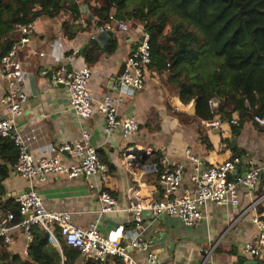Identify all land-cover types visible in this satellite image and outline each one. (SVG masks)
Wrapping results in <instances>:
<instances>
[{
  "label": "crops",
  "instance_id": "0c3cea01",
  "mask_svg": "<svg viewBox=\"0 0 264 264\" xmlns=\"http://www.w3.org/2000/svg\"><path fill=\"white\" fill-rule=\"evenodd\" d=\"M75 2L79 4V11L71 10L72 4L68 0V5L60 12L39 15L35 20L32 42L18 50L17 58L29 76V97L16 124L22 132L33 129L39 133L40 139L31 144L37 157L52 156L62 144L78 140L84 131H90L91 143L98 147L99 157L108 168L89 178H71L54 172L47 174L45 180L37 185L46 207L72 212L73 224L82 228H87L99 218V230L105 235L122 225L124 243L130 240L132 233L142 230L143 239L158 254L157 264H200L204 259L201 248L210 250L212 246L215 248L208 260L211 264H264V248L257 256L245 251L246 243L259 233L252 221L257 209L252 204L262 196H259V190L264 188L262 176L256 189L239 188L238 206L209 202L203 207L204 216L196 225L188 226L176 216L166 213L155 216L151 210H145L142 212V229L139 228L134 212L128 209L131 201L137 199L135 190L140 189L138 196L143 200L164 196L158 174L147 170V166L158 163L156 158L164 161L169 168H174L178 163L186 165L179 193L193 196L195 184L190 174V153L199 155L206 164H219L234 155L233 147L227 140L235 138V146L243 150V154L253 156L256 167H263L264 128L250 122L245 124L241 133L233 136L229 122L216 115L214 119L222 122L221 128L201 121L208 127L205 132L213 144L212 148H207L199 133L200 124L193 119L194 101L184 104L178 90L169 82V73L150 69L145 88L127 94L119 107L120 116L137 118L140 131L129 137L124 135L122 128L106 134V118L98 108L99 101L108 94L118 93L125 60L142 34L137 28L139 24L130 23V31L114 30L113 38L106 44H93L89 41L101 28L94 24L89 5L82 0ZM61 5L64 3L61 2ZM113 40L116 47L108 52L106 48ZM93 45L99 46L101 53L96 61L88 62L85 55ZM40 52L45 55L41 56ZM59 65L92 68L89 87L96 101L89 118H80L72 109L65 85H55L41 73L44 68L52 69ZM1 85L0 96L8 87V80L0 77ZM2 114L3 108L0 106V116ZM62 156L68 163L74 161L65 154ZM244 171L246 167H240L237 173H232L233 179ZM4 184V200L13 198L16 203L17 197L29 188L26 180L13 168ZM102 190L112 193L118 205L116 210L99 216V193ZM5 213L6 210L0 208V218ZM14 234L15 243L8 247L7 253L23 260L29 259L24 254L26 237L23 228L16 229ZM55 235L56 240L50 238V241L62 254L64 264V238L59 230ZM128 250L137 262L149 264L145 251L136 248ZM76 262L96 264L95 259L81 253ZM118 264L123 262L119 260Z\"/></svg>",
  "mask_w": 264,
  "mask_h": 264
},
{
  "label": "built area",
  "instance_id": "2783aa9c",
  "mask_svg": "<svg viewBox=\"0 0 264 264\" xmlns=\"http://www.w3.org/2000/svg\"><path fill=\"white\" fill-rule=\"evenodd\" d=\"M110 19L109 23L100 27L101 30H131L129 21L116 19L114 14L110 16ZM137 28L142 35L125 60L118 93L108 94L99 101L98 108L105 115V132L108 135L118 128H122L126 137L140 131V123L136 117H123L119 113V107L124 103L127 94H134L145 88L147 73L150 71L149 66L152 62L150 35L143 23H139ZM15 30H21L22 37L0 60V77L8 80V87L0 96V106L3 108V114L0 116V134L10 137L18 146L19 158L13 169L26 180L30 189L17 197L20 220H16V215L12 211L6 212L0 218V237L10 247L15 243V230L22 227L26 237L24 254L28 255L33 241L32 229L37 225L49 232L53 240H56L55 233L59 230L68 245L77 249L85 257L95 259L96 264H118L119 260L123 264H140L129 252V248L145 251L148 263L157 264L158 254L151 249V244L143 239L142 230L132 233L130 240L124 243L125 234L122 225L105 235L99 230V218L87 228H82L73 224L72 212L46 207L44 197L37 190V185L45 180L47 174L54 172L66 174L71 178L81 176L89 178L105 172L108 166L100 159L98 147L92 145L90 131H84L78 140L62 144L59 151L52 156L37 157L33 153L31 144L40 139L39 133L33 129L22 132L16 124V119L23 113L24 105L29 97L27 88L29 76L23 70L17 54L21 46L32 42L36 23L32 21L28 24H18ZM39 54L45 55L44 52ZM41 73L49 77L53 84H63L68 88L70 105L80 118L85 119L92 115L96 98L89 87L93 73L91 67L68 68L66 65H59L52 69L44 68ZM246 104L249 105L248 101ZM218 105L217 98L211 100L213 109ZM206 122L216 128L222 127V122L217 119ZM237 122L238 113L236 112L232 123ZM253 122L264 126V117L255 114ZM62 154L71 157L74 161L68 163ZM188 156L191 179L195 184L193 196L179 193L186 166L184 163H178L174 168H169L163 161L162 170L158 163L147 166L148 171L158 174L164 196L153 200H143L138 196L140 189L135 190L137 199L131 201L128 209L134 212L140 229H142V212L145 210H151L155 216L164 213L176 216L186 225L193 226L203 218V207L209 202L238 206L240 204L239 188L245 187L250 191L256 189L264 169V166L256 167L254 157L249 154L233 155L215 165L206 164L197 154L190 153ZM240 167H246V171L230 180L229 175ZM263 199L264 194L252 204L254 208H257L252 221L258 227L259 233L245 245L246 253L251 256H257L261 248H264V212L258 210V205ZM117 205V199L112 193L105 190L99 193V216L116 210ZM214 248V246L210 250L201 248L204 259L200 264H211L208 260Z\"/></svg>",
  "mask_w": 264,
  "mask_h": 264
},
{
  "label": "trees",
  "instance_id": "16d2710c",
  "mask_svg": "<svg viewBox=\"0 0 264 264\" xmlns=\"http://www.w3.org/2000/svg\"><path fill=\"white\" fill-rule=\"evenodd\" d=\"M89 5L92 20L105 26L114 14L116 19L132 25L143 23L150 35L152 62L150 69L168 72L169 82L178 90L184 104L195 103L194 120L207 148L213 144L201 121L220 115L228 121L233 136L241 133L253 116L264 117V0H82ZM0 0V60L15 44L11 32L18 24L35 21L41 14H56L68 5V0ZM74 12L79 4L70 5ZM116 41L106 50L114 51ZM101 49L93 45L86 60L94 62ZM219 105L212 108L211 100ZM248 101L249 105L246 104ZM238 122L232 123L235 113ZM227 140V139H226ZM234 156L244 151L234 146ZM19 158L16 143L0 134V208L12 211L21 219L19 205L13 198L4 200L5 180ZM162 170V160L155 159ZM264 180V174H261ZM233 178L232 173L229 179ZM264 185V181H263ZM264 188L259 190V196ZM264 212V199L258 205ZM33 241L23 260L11 256L0 237V264H63V257L50 241L46 230L33 226ZM64 264H77L80 252L62 239Z\"/></svg>",
  "mask_w": 264,
  "mask_h": 264
},
{
  "label": "water",
  "instance_id": "95a60500",
  "mask_svg": "<svg viewBox=\"0 0 264 264\" xmlns=\"http://www.w3.org/2000/svg\"><path fill=\"white\" fill-rule=\"evenodd\" d=\"M71 4L74 3V0H70ZM11 37L14 39L15 42L20 41L23 33L21 30H14L13 32H11ZM114 36V31L110 30V29H106V30H100L95 36L91 37L90 41L91 43L95 44V43H100V44H106L108 42L109 39L113 38ZM63 85V84H60ZM232 143L235 146L236 145V139H232ZM238 170H234L232 173H237ZM30 188H27L26 191H28Z\"/></svg>",
  "mask_w": 264,
  "mask_h": 264
},
{
  "label": "bare ground",
  "instance_id": "6f19581e",
  "mask_svg": "<svg viewBox=\"0 0 264 264\" xmlns=\"http://www.w3.org/2000/svg\"><path fill=\"white\" fill-rule=\"evenodd\" d=\"M66 0H62V3H65ZM71 3V2H70Z\"/></svg>",
  "mask_w": 264,
  "mask_h": 264
}]
</instances>
